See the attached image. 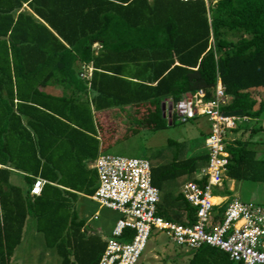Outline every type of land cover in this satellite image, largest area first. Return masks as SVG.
<instances>
[{
  "label": "trees",
  "instance_id": "obj_1",
  "mask_svg": "<svg viewBox=\"0 0 264 264\" xmlns=\"http://www.w3.org/2000/svg\"><path fill=\"white\" fill-rule=\"evenodd\" d=\"M213 2L0 0V264H21L16 251L30 220L59 264H99L108 239L88 230L77 203L97 190L90 165L120 140L109 130L116 116L130 118L127 136L161 129L165 101L175 104L199 91L211 99L219 75L229 97L224 111L261 122L264 0ZM241 131L227 147L220 196L229 200L236 198L232 183L264 184V154L253 140L264 129L233 133ZM208 161V154L181 153L167 164H151L153 185L163 194L160 217L195 223L196 209L178 186L196 182ZM14 175L25 190L12 183ZM38 179L46 184L33 198ZM188 253L187 264H235L209 246Z\"/></svg>",
  "mask_w": 264,
  "mask_h": 264
},
{
  "label": "built area",
  "instance_id": "obj_2",
  "mask_svg": "<svg viewBox=\"0 0 264 264\" xmlns=\"http://www.w3.org/2000/svg\"><path fill=\"white\" fill-rule=\"evenodd\" d=\"M210 49H215L213 38ZM85 72L90 74L92 70ZM228 104L229 97L219 75L211 99L199 91L184 95L175 104L172 102V115L178 121L187 123L204 117L211 125L206 139L208 164L197 173L196 182L183 185L180 191L196 209L194 224H175L158 215L161 192L153 185L152 165L148 160L110 154L98 158L93 166L98 188L91 200L123 216L107 240L99 264H138L155 231L166 233L171 242L187 252L209 246L227 254L235 264H264V207L238 197L229 200L213 195L215 189L224 187L230 164L227 147L233 142L229 135L240 120L226 115L224 108ZM45 184L46 181L38 179L31 197H40ZM225 203L227 206L219 215L216 209ZM128 232L133 235L126 240Z\"/></svg>",
  "mask_w": 264,
  "mask_h": 264
},
{
  "label": "rangeland",
  "instance_id": "obj_3",
  "mask_svg": "<svg viewBox=\"0 0 264 264\" xmlns=\"http://www.w3.org/2000/svg\"><path fill=\"white\" fill-rule=\"evenodd\" d=\"M48 91L57 95L63 93L61 89L57 88H51ZM257 96L264 98V92L257 93ZM129 119L116 116L115 120L112 121L116 125L113 129L109 130L115 134L116 139L120 138V140L111 146L108 154L123 158L145 159L151 164H167L176 157L181 158V153L186 157L208 154L206 149V139L209 137L207 129H200L194 121L182 123L174 120V124L170 125L168 123L170 120L165 119L163 120V127L161 129H137L132 135L127 136L126 134L132 130L129 126ZM164 123L166 125L165 128ZM202 123L204 124L205 121L203 120ZM256 123V121L251 120L249 125L253 126ZM259 124L264 126V118ZM249 125L247 127H250ZM262 137L263 139L254 138L253 140L262 139L261 142L264 144V134ZM229 139H232V135H229ZM257 150L263 151L264 145L257 146ZM18 182L25 190L26 184L24 180L21 178ZM180 182L183 183L184 181L180 180ZM236 186L240 190L239 193L235 190L238 194L236 197L245 202H251L264 207V184L245 182ZM178 187H180L178 190L180 192L183 186L179 185ZM240 194L242 195L240 196ZM213 195L220 196L221 193L215 189ZM162 196L163 194L161 193V198ZM82 205L81 216L87 222L88 230L92 233L100 234L105 239H110L117 222L123 216L119 212L101 208L99 204L87 198L83 200ZM96 212L99 214L95 220L94 215ZM27 232L28 236L25 234V238L27 240L30 239V243H24V246L19 248V250L22 248L19 251V257H17L19 263L59 264V258L55 254L45 251L43 237L33 229V220H30L28 223ZM30 233H34L33 238L29 237ZM188 255L187 251L171 242L166 233L155 231L151 234L147 247L138 264H187L189 261ZM39 258H44L46 260L45 263Z\"/></svg>",
  "mask_w": 264,
  "mask_h": 264
},
{
  "label": "crops",
  "instance_id": "obj_4",
  "mask_svg": "<svg viewBox=\"0 0 264 264\" xmlns=\"http://www.w3.org/2000/svg\"><path fill=\"white\" fill-rule=\"evenodd\" d=\"M219 0H214V2H213V5H215L217 2H218ZM87 70H92L91 68L90 69H87ZM51 89V88H50ZM49 92V91H48ZM50 93V92H49ZM51 94H53V93H51ZM54 95H57V94H54ZM165 102H167V103H169V102H172V101H170V100H167V101H165ZM205 121V123L203 124L202 123V121ZM194 122H196L197 124H198V127L200 128V129H207V135H209L210 134V132H211V125H210V122L208 121V119L207 118H204V117H201V118H198V119H196V120H194ZM250 122H251V120H247V119H243V118H240V120H239V122H238V125H237V128L236 129H252V128H258V127H262L263 129H264V126H262L261 124H259L260 122H257L256 123V125H253V126H251V125H249L250 124ZM170 125H172V124H170ZM247 125H249L250 127H247ZM242 133H243V131H241V132H239L238 134H235V133H233L232 134V139L231 140H233V141H235L236 139H238L241 135H242ZM264 134V131L263 132H261V133H259L258 134V136L256 137L257 139H259V138H262L263 139V137H262V135ZM261 139V140H262ZM261 140H256L257 142H259L260 144L259 145H256L255 147V149L257 150V146H263L264 144L261 142ZM263 144V145H262ZM258 152H259V154H260V157L261 156H263V154H264V150L263 151H261V150H257ZM102 155V154H101ZM100 155V156H101ZM99 156V157H100ZM93 166H94V164L93 165H90V167L91 168H93ZM20 179H21V177H20V175H14L13 177H12V183L13 184H15V185H17V186H20V184H19V182L18 181H20ZM225 181H227V178H226V180ZM14 182H16V183H14ZM243 184V183H242ZM237 183H232L231 184V191L235 194V196H237L238 194L237 193H239V191L240 190H238V188H237ZM21 187V186H20ZM237 189H236V188ZM235 190H237V193H236V191ZM217 191L219 192V193H221V194H223V192L225 191V186L222 188V189H217ZM242 194H240V196H241ZM239 196V197H240ZM221 197H225V196H221ZM88 199V200H91V197H86V196H80V198H79V200H78V203H77V211H78V214H79V216H80V218L82 219V220H84L83 218H82V216H81V207L83 206L82 205V202H83V200L84 199ZM226 198H230V197H226ZM92 201V200H91ZM93 202V201H92ZM98 212H96L95 213V215H94V219H95V217L96 216H98ZM96 220V219H95ZM85 221V220H84ZM86 224H87V222H86ZM88 226V225H87ZM26 230H27V226H26V228H25V230H24V239H23V243H22V246H24V243H30V239H26L25 238V234L27 235V233H26ZM35 231V230H34ZM33 234L34 233H31L30 234V236L33 238ZM22 249V248H21ZM20 249V250H21ZM19 249L16 251V257H19V251H20Z\"/></svg>",
  "mask_w": 264,
  "mask_h": 264
},
{
  "label": "water",
  "instance_id": "obj_5",
  "mask_svg": "<svg viewBox=\"0 0 264 264\" xmlns=\"http://www.w3.org/2000/svg\"><path fill=\"white\" fill-rule=\"evenodd\" d=\"M163 108V118L164 119H169L172 120L173 115H172V102H164L162 105ZM228 117H233V118H243L244 113L242 111H236V112H229L226 113Z\"/></svg>",
  "mask_w": 264,
  "mask_h": 264
},
{
  "label": "bare ground",
  "instance_id": "obj_6",
  "mask_svg": "<svg viewBox=\"0 0 264 264\" xmlns=\"http://www.w3.org/2000/svg\"><path fill=\"white\" fill-rule=\"evenodd\" d=\"M216 202H219V201H216Z\"/></svg>",
  "mask_w": 264,
  "mask_h": 264
}]
</instances>
